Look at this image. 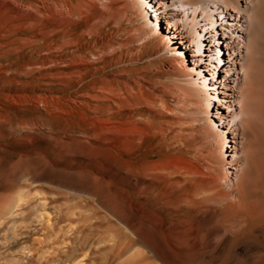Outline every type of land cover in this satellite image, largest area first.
Segmentation results:
<instances>
[{
  "label": "bare ground",
  "instance_id": "obj_1",
  "mask_svg": "<svg viewBox=\"0 0 264 264\" xmlns=\"http://www.w3.org/2000/svg\"><path fill=\"white\" fill-rule=\"evenodd\" d=\"M93 1L96 6L64 0H0V28L55 22L57 27L45 33L51 38L71 24L89 22L94 13L85 33L96 34L108 21L100 10L119 0ZM123 1L142 13L144 24L86 51L52 56L50 63L62 69L53 75L82 79L95 64L93 56L107 58L139 42L146 46L151 38L152 54L167 49L169 55L144 69H159L169 76V84L146 85L141 78L118 77L133 69L110 72L107 78L80 84L70 97L75 103L81 98L87 107L81 112L84 132L78 138L55 139L50 122L37 133L30 122H16L14 116L3 122L8 123L3 127L8 133L4 141L12 136L15 142L32 144L40 134L58 145L61 157L83 155L91 160L74 174H60L65 181L49 183L91 196L117 220L112 228L125 237L118 247L119 259L193 264L216 257L231 241L233 249L243 244L244 249L264 252V0ZM71 35L52 39L47 48L59 54L75 45ZM18 42L26 45L30 38L20 37ZM198 47L205 53L199 54ZM117 62L122 65V57L113 58L108 69ZM38 157L29 153L19 160L16 178L32 183L0 203V220L35 201L32 162ZM62 209L66 214L76 211L68 204Z\"/></svg>",
  "mask_w": 264,
  "mask_h": 264
},
{
  "label": "rangeland",
  "instance_id": "obj_2",
  "mask_svg": "<svg viewBox=\"0 0 264 264\" xmlns=\"http://www.w3.org/2000/svg\"><path fill=\"white\" fill-rule=\"evenodd\" d=\"M64 1L96 6L93 0ZM68 6L72 7V5ZM100 11L108 21L96 34L85 33L94 22V13L89 22L83 19L74 26L71 24L65 28L67 32L63 30L64 33L62 31L51 38H46L45 33L48 29L57 27L58 24L55 22L45 21L36 28L18 27L14 30L11 25L0 28V203H3L9 196L16 195L18 190H27L32 183L16 178L20 170L16 168L19 160L26 159L29 153L40 156L32 162L37 179L31 189L35 201L14 209L11 215L3 216L0 220V264H123V262L145 264L150 261L119 259L118 247L125 243L123 242L125 237H123V232L121 235L118 229L112 228L117 225V220L101 209L91 196L49 183L51 179L65 181L59 176L60 174H74L79 170L80 165L83 167L85 164H90L89 158L83 155L61 157L58 153V145L55 142L50 144L40 134H37L32 144L15 142L12 136H8L4 141L8 133L3 127L8 123L3 122L13 119L14 116L16 122H30L37 133L51 126L55 139H61L66 135L78 138L84 132L81 112L87 107L81 103L83 101L81 98L77 99L76 104L70 100V97L81 85L86 86L99 78H107L110 72L123 68L133 69L118 77L120 79L124 77L126 80L141 78L145 81L142 83L146 85L155 82L169 84V76L159 69L152 68L151 74H147V70H151L144 69L145 66L152 65L150 62L160 59L163 55H169L167 49L162 51L161 55L157 52L152 54V46L155 43L149 41L151 38H147L146 46L139 42L118 50L115 55L107 58L93 56L92 60L95 64L89 67L91 72L89 71L82 79L64 76H58L60 78L58 79L54 76L62 69L55 68L50 63L52 56L67 57L86 51L95 43L99 44L119 36L118 34H123L125 30L140 27L145 22L142 13L128 7L123 0H119L110 9ZM20 23L22 21L15 22V25ZM164 27L168 29L165 23ZM68 33L72 34L70 39H74L75 45L65 47L59 54L47 48L52 39H62L65 34H67L66 38H69ZM20 37L30 38V42L23 45L18 42ZM12 41L14 43L17 41L18 45ZM175 41L179 42V40ZM125 42L129 43L130 39H126ZM199 49L201 47L196 50L199 54L205 53L204 50ZM120 57H122L123 64L118 66L117 62L108 69V63L113 58L119 59ZM131 58L132 62L129 61ZM127 62L130 64H126ZM63 69L71 72L66 66H63ZM156 89L159 90V88ZM24 98H31L32 101L28 102ZM90 104L93 107V103L90 102ZM74 140L67 141L72 144ZM177 146L181 148L184 143L180 142ZM137 157L139 159L143 156L140 154ZM63 204H68L73 210L76 209L75 206L78 208L75 212L70 211L66 214L62 209ZM119 236H122V240ZM250 241L255 240L251 237ZM233 244L232 241L226 242L217 253L218 255L213 257L214 259L193 260L192 263L260 264L264 259V256L262 257L264 252L261 250L258 252L250 247V249L248 247L244 249L243 244H240L236 250L232 248ZM153 261L156 263V260ZM178 261L191 264L186 260ZM157 263L159 264L158 260ZM261 264H264V261Z\"/></svg>",
  "mask_w": 264,
  "mask_h": 264
}]
</instances>
